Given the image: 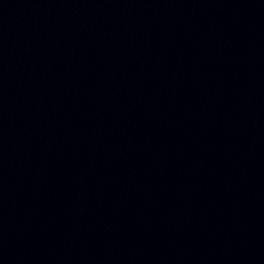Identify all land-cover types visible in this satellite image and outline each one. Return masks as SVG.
Returning a JSON list of instances; mask_svg holds the SVG:
<instances>
[{
	"label": "water",
	"instance_id": "water-1",
	"mask_svg": "<svg viewBox=\"0 0 264 264\" xmlns=\"http://www.w3.org/2000/svg\"><path fill=\"white\" fill-rule=\"evenodd\" d=\"M0 264H264V0H0Z\"/></svg>",
	"mask_w": 264,
	"mask_h": 264
}]
</instances>
